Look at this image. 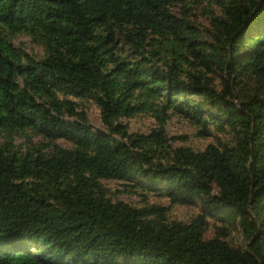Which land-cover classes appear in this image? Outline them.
<instances>
[{"label": "trees", "instance_id": "obj_1", "mask_svg": "<svg viewBox=\"0 0 264 264\" xmlns=\"http://www.w3.org/2000/svg\"><path fill=\"white\" fill-rule=\"evenodd\" d=\"M0 264H264V0H0Z\"/></svg>", "mask_w": 264, "mask_h": 264}, {"label": "rangeland", "instance_id": "obj_2", "mask_svg": "<svg viewBox=\"0 0 264 264\" xmlns=\"http://www.w3.org/2000/svg\"><path fill=\"white\" fill-rule=\"evenodd\" d=\"M15 45L18 46H23L26 51L36 57H39L42 55L43 51L41 47L34 45L30 42L29 37L24 36V35H18L16 38L13 40ZM87 114H88V119L90 123L96 127L99 128L101 127V121L99 118V113L98 110L95 107H89L87 108ZM150 123L149 119L146 116H137L136 118L131 119L130 121V129L131 130H146V126ZM167 132L170 133L171 135L178 137L180 136V139L182 137L186 136V142L188 141L189 144H191L193 147L196 148H201L206 144L205 140H197L189 131V126L185 123V121H180L178 119H174L171 121L169 124L166 125ZM18 141V140H17ZM61 144H65L63 141H59ZM181 141H176L174 143L175 145L181 144ZM109 185L112 186V190H115V188L120 189L121 187L114 183L113 181L107 182ZM119 198L131 202V203H136L137 198L134 195H129V194H118ZM154 201V199H152ZM191 212V208L186 207V206H179L176 207L172 210V213L174 216L178 218H185L188 216V214Z\"/></svg>", "mask_w": 264, "mask_h": 264}]
</instances>
